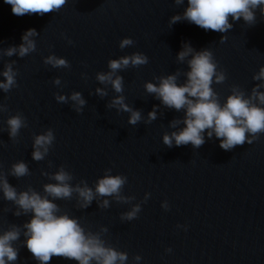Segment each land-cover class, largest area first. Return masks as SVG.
I'll use <instances>...</instances> for the list:
<instances>
[{
    "label": "water",
    "instance_id": "obj_1",
    "mask_svg": "<svg viewBox=\"0 0 264 264\" xmlns=\"http://www.w3.org/2000/svg\"><path fill=\"white\" fill-rule=\"evenodd\" d=\"M187 6L188 0L179 6L175 0H68L59 12L17 16L11 4L0 0V49L19 46L28 29L39 33L34 37L36 51L23 58L0 57V72L15 61L18 73L17 87L7 93L0 89V104L8 109L0 113V166L7 173L13 163L26 162L31 174L19 179L8 176V182L18 192L31 185L41 194L45 183L55 182L41 171L55 172L61 165L74 175L73 185L84 179L94 188L108 168L112 175L126 176L123 194L135 196L130 204L108 197L107 209L99 208L95 200L79 209L75 194L71 200L55 201L86 230L107 227L104 238L127 252L126 264H264V133L252 144L230 151L219 146L215 135L209 139L207 131L198 149L191 144L169 148L162 136L185 127H169L185 113L165 108L144 88L147 81L158 83L154 77L178 68L186 71L187 64L179 63L176 56L184 43H190L196 51L210 48L225 71V82L212 85L221 103L233 84L250 93L259 83L252 76L264 65V15L255 10L253 25L242 17L239 21L229 17L233 27L226 34L205 31L187 20L170 27V18L183 14ZM223 35L228 38L221 43ZM124 37H131L134 45L120 49ZM133 52L149 58L146 65L118 73L124 77L126 103L144 117L135 126L128 123L129 113L106 107L118 93L96 79L98 72L109 70L110 59ZM50 54L67 59L70 67L46 65L44 58ZM56 77L59 86L53 83ZM184 80L181 76L178 83ZM97 87H107L108 96L96 95ZM73 91L81 92L87 102L81 114L71 101L62 104L55 99L57 93ZM154 106L157 119L145 123ZM17 112L26 118L27 127L13 141L6 121ZM48 128L55 135L53 146L44 160L34 161L33 138ZM145 193L151 194L147 202ZM163 201L169 204L167 210L161 206ZM136 203L141 204L137 218L121 220L120 214ZM15 207L0 192V231L11 224L22 226L31 218V214L15 216ZM25 239L21 234L15 242L19 258L14 264H39ZM137 254L142 258L139 262L133 260ZM49 264L78 262L53 257Z\"/></svg>",
    "mask_w": 264,
    "mask_h": 264
},
{
    "label": "clouds",
    "instance_id": "obj_2",
    "mask_svg": "<svg viewBox=\"0 0 264 264\" xmlns=\"http://www.w3.org/2000/svg\"><path fill=\"white\" fill-rule=\"evenodd\" d=\"M11 4L13 14L23 16L25 14L44 15L59 12L68 0H5ZM184 0H175L176 5H182ZM259 9L264 15V0H188V6L183 14L173 15L168 21L170 27L181 21L220 33H228L234 21L241 17L248 25L256 22L255 10ZM39 33L35 29H28L22 35V43L19 46H10L0 49V57H12L16 55L23 58L36 51L34 37ZM227 35L221 36L220 42L227 40ZM69 43H72L69 40ZM131 37H124L119 42L120 49L134 45ZM179 63H186V71L177 69L174 73L154 77L158 83L147 81L144 84L145 91L161 101L168 109L183 111V118L173 119L169 127L177 129L180 124L186 125L180 130L164 132L162 139L164 145L171 148L173 144L183 146L191 144L194 149L200 148L205 143L204 133L211 139L213 135L220 140L219 146L230 151L245 143L252 144L259 135L264 133V65L252 76L259 83L251 88L250 93L245 92L239 85L231 86V93L221 103L218 93L212 85L223 84L227 79L223 69L218 67L213 52L210 48L196 51L190 43H184L176 56ZM149 58L142 52H133L131 55H123L118 59L108 61V71L96 74L100 84L110 85L115 95L107 103V108H115L118 112L129 113L128 123L137 125L144 117L142 112L126 103L124 92V77L118 73L124 69L139 68L146 65ZM15 61L6 63L0 75V89L9 92L17 87V71L13 68ZM46 65L53 68H69V61L55 54L44 58ZM85 75V74H82ZM181 76L185 77L183 83H178ZM53 83L61 85V80L56 77ZM91 94V93H90ZM95 94L101 98L108 96L107 87H97ZM58 103L68 104L81 114L86 100L79 91H73L70 95L55 94ZM7 106L0 104V113L7 112ZM157 119V106L147 114L145 123H151ZM9 137L15 141L21 128L27 127V120L22 113L10 115L6 121ZM55 141V135L51 128L37 134L33 138L34 161H42L49 154ZM49 167H52L49 161ZM111 168L105 169V174L95 181L94 188L90 187L86 180L81 179L72 184L74 175L61 165L55 172L41 171V175L47 176L55 182L43 185V194L28 186L26 190L17 189L8 182L7 177L17 179L30 175V170L23 160L13 163L5 173L0 166V192L3 199L12 202L16 207L13 214L17 217L31 214V218L22 226L11 224L6 230L0 231V264H14L19 258V248L15 242L20 240L21 234L26 238L23 243L39 264H49L53 257L73 260L78 264H126L129 257L127 252L118 250L105 238L108 228L101 226L99 231L86 230L79 219L62 212L57 200H71L75 194L77 207L86 209L95 200L101 209L110 207L108 197L118 203L130 204L135 196L124 195L123 188L127 183V177L121 174L112 175ZM150 193H145L144 202H147ZM103 198V199H101ZM165 210L169 208L167 201L161 205ZM141 211V204H133L130 210L121 213V220L131 221L137 218ZM179 227V225H178ZM171 251V249H167ZM139 254L133 257L135 262L141 260Z\"/></svg>",
    "mask_w": 264,
    "mask_h": 264
}]
</instances>
